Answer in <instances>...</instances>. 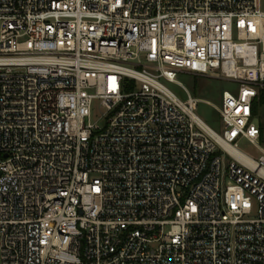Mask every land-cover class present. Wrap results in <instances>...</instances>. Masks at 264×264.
<instances>
[{"label":"built area","instance_id":"1","mask_svg":"<svg viewBox=\"0 0 264 264\" xmlns=\"http://www.w3.org/2000/svg\"><path fill=\"white\" fill-rule=\"evenodd\" d=\"M262 90V0H0V264H264Z\"/></svg>","mask_w":264,"mask_h":264},{"label":"rangeland","instance_id":"2","mask_svg":"<svg viewBox=\"0 0 264 264\" xmlns=\"http://www.w3.org/2000/svg\"><path fill=\"white\" fill-rule=\"evenodd\" d=\"M262 3L264 7V0H262ZM164 83L182 101H186L189 98V93L191 96L199 99L198 107L195 111L196 114L217 133L223 135L224 124L218 108L222 107L223 92H237L239 88L238 83L217 77V75H198L187 71H182L178 74L177 83H170L167 81H164ZM260 96L261 93L257 99L258 101ZM102 112L103 110L100 108V102L96 101L92 113L93 123L100 126L103 125ZM261 122L264 123L263 105H259V113L255 117V123L257 125H260ZM259 145L264 148L263 130L261 131V142ZM238 146L240 150L255 158H258L262 153L257 146L251 144L246 139H241ZM218 154L221 155L222 152L219 151ZM224 162L226 166L229 165L230 160L228 157H224Z\"/></svg>","mask_w":264,"mask_h":264},{"label":"trees","instance_id":"3","mask_svg":"<svg viewBox=\"0 0 264 264\" xmlns=\"http://www.w3.org/2000/svg\"><path fill=\"white\" fill-rule=\"evenodd\" d=\"M259 105H263L264 106V90L261 91V96H260V99L259 101L257 100L255 103H254V106H253V113H254V116L256 117L259 113ZM260 127H261V131L263 130L264 131V123L261 122L260 123Z\"/></svg>","mask_w":264,"mask_h":264}]
</instances>
